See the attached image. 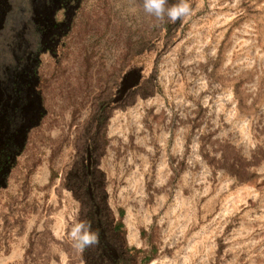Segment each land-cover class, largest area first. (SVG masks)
Returning <instances> with one entry per match:
<instances>
[{
	"label": "rangeland",
	"instance_id": "374dc122",
	"mask_svg": "<svg viewBox=\"0 0 264 264\" xmlns=\"http://www.w3.org/2000/svg\"><path fill=\"white\" fill-rule=\"evenodd\" d=\"M188 2L171 23L143 0H75L54 48L36 0H0L1 79L37 55L0 185V264H92L68 235L80 166L125 264H264V0Z\"/></svg>",
	"mask_w": 264,
	"mask_h": 264
},
{
	"label": "flooded vegetation",
	"instance_id": "af4514ba",
	"mask_svg": "<svg viewBox=\"0 0 264 264\" xmlns=\"http://www.w3.org/2000/svg\"><path fill=\"white\" fill-rule=\"evenodd\" d=\"M36 2L38 5L34 8L37 10L34 27L37 36L46 46L58 47L61 44L62 35L69 29L70 24L65 20H58L57 14L62 12L66 15L67 11L74 7L75 0H36ZM36 57L34 52L29 51L25 57L10 67L11 77L7 81L0 76V95L2 96L0 98V122L2 123L0 125V185L3 188L6 186L4 183L6 176L11 171L16 158L21 154L30 128H24L21 124V109L29 90L28 83L36 73L35 68L31 69L28 66L31 61L36 65ZM10 100L18 104L13 105ZM16 110L19 111L18 117ZM97 214L100 215V213ZM125 255V250L121 255L116 253L112 264H125Z\"/></svg>",
	"mask_w": 264,
	"mask_h": 264
},
{
	"label": "trees",
	"instance_id": "16d2710c",
	"mask_svg": "<svg viewBox=\"0 0 264 264\" xmlns=\"http://www.w3.org/2000/svg\"><path fill=\"white\" fill-rule=\"evenodd\" d=\"M0 3V12L1 6ZM17 117L19 111L16 110ZM75 192L83 197L84 214L82 220L91 221L94 230L99 232L98 244L89 247L88 256L92 264L113 263L117 250H120L116 234L119 231V225L110 230L106 211L103 209L101 192L99 188V179L97 176L89 173L87 167L80 166L71 180ZM97 213H100L98 215ZM112 242L116 245V251ZM129 253V252H128Z\"/></svg>",
	"mask_w": 264,
	"mask_h": 264
},
{
	"label": "clouds",
	"instance_id": "9594fccd",
	"mask_svg": "<svg viewBox=\"0 0 264 264\" xmlns=\"http://www.w3.org/2000/svg\"><path fill=\"white\" fill-rule=\"evenodd\" d=\"M142 6L146 14L160 22L175 23L191 14L188 0H177L171 5L170 0H143ZM68 235L73 242V247L80 252L99 242L98 230H94L91 221L87 220L75 219Z\"/></svg>",
	"mask_w": 264,
	"mask_h": 264
}]
</instances>
